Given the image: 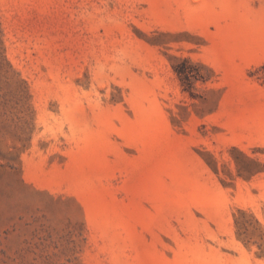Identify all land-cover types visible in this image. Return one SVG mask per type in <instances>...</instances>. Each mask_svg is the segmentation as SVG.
<instances>
[{"label":"rangeland","instance_id":"374dc122","mask_svg":"<svg viewBox=\"0 0 264 264\" xmlns=\"http://www.w3.org/2000/svg\"><path fill=\"white\" fill-rule=\"evenodd\" d=\"M0 264H264V0H0Z\"/></svg>","mask_w":264,"mask_h":264}]
</instances>
